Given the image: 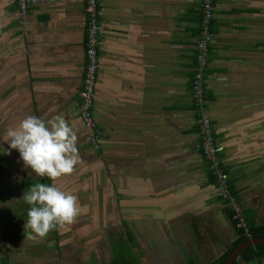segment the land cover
<instances>
[{"label":"crops","instance_id":"obj_1","mask_svg":"<svg viewBox=\"0 0 264 264\" xmlns=\"http://www.w3.org/2000/svg\"><path fill=\"white\" fill-rule=\"evenodd\" d=\"M202 1L99 0L103 30L98 35L93 116L101 134L96 149L80 113L91 20L88 0H41L25 16L19 0H0V222L3 212L6 218L14 213L12 205L29 206L23 195L41 179L74 194L81 206L84 186L77 182L78 164L88 157L106 173L107 181L97 188L105 185L111 197L108 210L123 197L129 211L153 222H161L163 215L178 218V213L185 214L178 221L189 222L200 209L204 217L211 200L203 198L196 175L200 166L206 167L207 176L210 169L201 151L202 116L211 120L220 159L240 204L250 200L245 193L249 190H243L248 178L257 177L255 184L264 185V0L213 1V41L200 111L192 86ZM27 115L45 120L62 116L69 123L77 135L72 173L54 179L37 176L24 166L16 149L4 152L9 148L8 130ZM208 184L215 188L209 177ZM216 193L212 202L218 201L232 224L229 209ZM90 210L80 207L72 222H79L83 212L91 217ZM243 210L250 225H264L258 203ZM132 211L126 220L136 222ZM93 224L83 222L68 233L75 237ZM4 237L14 242L0 229V240ZM224 250L206 263L190 255L188 263L208 264ZM3 253L0 264L2 258H12ZM237 259L244 263L240 256ZM250 264H264V257Z\"/></svg>","mask_w":264,"mask_h":264},{"label":"rangeland","instance_id":"obj_2","mask_svg":"<svg viewBox=\"0 0 264 264\" xmlns=\"http://www.w3.org/2000/svg\"><path fill=\"white\" fill-rule=\"evenodd\" d=\"M98 165L97 161L88 157L82 160L81 164H78L79 169L77 168L80 171L77 173V182L84 186L81 193L83 204L81 206L78 204V207L84 212L93 209L94 211L90 210L88 214H92L91 217L95 222L83 212L77 218V220L81 219L79 222L59 225L43 237L36 235L34 237V234L29 235L30 229L25 226L30 205H21L22 203L12 205L14 213L12 212V216L8 215L7 218L3 212L0 229L6 237L12 235L14 242L11 243L5 237L0 240V254L3 251V254L6 253L4 248L6 247L9 254L5 255L12 257L10 264H122L117 262L119 260L117 256H123L125 254L123 250H128L130 256L129 260H124V264H141L140 261L142 264H189L190 255H196L202 259V263H206L208 259L212 260L213 257L218 256L225 249L227 242L236 237L234 227L223 216L218 201L212 202L211 198L215 196L218 188L216 185L214 188L213 185L208 184L206 167L200 166L196 173L199 176V186L204 188H202L203 198H206V201L211 200L203 212L204 217L200 209L197 214H191L189 222L178 221L185 215L181 213H178L182 215L180 217L176 215L178 218L163 215L161 222H153L149 220L151 217L138 218L139 213L131 210V218L133 214L138 218L133 222L126 220V215L131 211L128 210V202H125L123 197L119 204L113 201L115 203L113 210L107 209L111 197L106 194L103 183L104 187L98 189L103 180L107 181L105 171L102 168L97 170ZM102 167H105V164ZM256 179L257 177L248 178L245 182L247 187L243 190H249L245 193L250 200L242 202L241 206L243 208L251 203H258L260 220L264 221V185L257 186ZM64 183L68 185V181L64 180ZM197 191L200 192L198 189ZM91 201L93 203L88 206L87 203L90 204ZM95 201L98 202V206L94 208ZM150 206L153 208L154 205ZM193 219H196V222H192ZM83 222L94 223L92 229L79 231L75 237L68 233H72L75 225L78 226ZM247 222H251L249 217ZM129 230L133 233L134 244L128 242L126 232ZM115 243L119 245L116 246ZM128 245L132 246L133 254L127 249ZM113 253L116 261L112 260Z\"/></svg>","mask_w":264,"mask_h":264},{"label":"clouds","instance_id":"obj_3","mask_svg":"<svg viewBox=\"0 0 264 264\" xmlns=\"http://www.w3.org/2000/svg\"><path fill=\"white\" fill-rule=\"evenodd\" d=\"M6 141L9 148L4 152L16 149L24 166L37 176L54 179L70 174L77 163V135L62 116L45 120L27 115L8 130ZM23 197L30 205L25 221L29 235L43 237L57 226L71 223L79 212L77 197L54 183H36Z\"/></svg>","mask_w":264,"mask_h":264},{"label":"built area","instance_id":"obj_4","mask_svg":"<svg viewBox=\"0 0 264 264\" xmlns=\"http://www.w3.org/2000/svg\"><path fill=\"white\" fill-rule=\"evenodd\" d=\"M40 1L41 0H19L22 15L25 16L28 10ZM213 1L214 0L202 1L201 10L203 11L204 17L200 34L196 39V57L198 66L196 67L195 78L193 81V96L196 106L199 107L200 111H204L206 94L205 70L208 67L209 45L213 41L210 30V24L214 14ZM86 5V13L91 20L88 28L89 37L86 42L87 65L83 87L80 91V113L85 128L91 131L89 135L90 143L97 149L100 145L99 141L101 132L99 131L96 120L93 116V108L97 73L100 67V61L97 54V46L99 44L98 35L102 32L103 27L98 17L99 0H88ZM199 124L202 136L201 151L209 161L210 169L216 177L215 185L218 188L217 194L225 205L235 212L234 218L240 221V225L246 226L247 224L242 213L243 208L230 189L229 176L222 166L223 162L219 156L220 148L213 135L211 120L206 116H202L199 120ZM246 231H248L247 228Z\"/></svg>","mask_w":264,"mask_h":264},{"label":"trees","instance_id":"obj_5","mask_svg":"<svg viewBox=\"0 0 264 264\" xmlns=\"http://www.w3.org/2000/svg\"><path fill=\"white\" fill-rule=\"evenodd\" d=\"M203 17H204V14L202 13L201 19H203ZM212 32H213V30H211V33ZM199 34H200V31H199ZM199 34H198V36H199ZM212 38H213V34H212ZM209 52H210V45H209L208 53ZM196 54H197V50H196ZM197 66H198V62H197V57H196V67ZM195 72H196V70H195ZM194 78H195V75H194ZM193 81H194V79H193ZM192 88H193V86H192ZM193 98H194V96H193ZM194 102H195V100H194ZM203 156L205 157L204 154H203ZM222 166L224 167V165H222ZM224 170L226 171V173L229 176V172H228V170L225 167H224ZM208 177H209L210 183L214 182L216 184V177L213 175L211 169H208ZM49 182H50L49 179H41V180L36 181V183H45V184H48ZM229 183H230V189L232 190L234 195L237 197V200L239 201L237 192L235 191L234 186L232 185L230 179H229ZM227 208L229 209L228 210L229 218L232 221V225L235 228L236 233H237L236 239L234 240V242H232L230 245L227 246V248L224 250V252L219 257H217L215 260L209 262L208 264H224L227 261V259L231 256L233 251L240 244H242L243 242H245L249 238H264V225L263 226H252L248 222H246V224H247L246 226L240 225V221H238L237 219L234 218V213L235 212L232 211L229 207H227ZM242 213H243V216L245 218V221H247L245 211L242 210ZM246 228L248 229V231H246ZM128 238L130 240L129 243L134 244L133 243L134 236L129 231H128ZM129 243H127V244H129ZM114 245L117 246L119 244L115 243ZM114 249H116V248H114ZM127 249H129L130 252L133 254L131 245L130 246L128 245ZM123 252L125 253L123 256L122 255H118L117 256L119 258V260H117V262H121L122 264H124V260H129V257H130L128 255L129 254L128 250L127 251L123 250ZM261 257H264V243L256 244V245H253V246H249L245 250H243V252L240 255V258H242L243 261H244L243 264H250L252 259L261 258ZM114 261H116V256H114ZM191 263L192 264H197L196 261H194V260ZM1 264H10V258L9 257L2 258L1 259ZM232 264H240V263H239V261L237 259Z\"/></svg>","mask_w":264,"mask_h":264},{"label":"water","instance_id":"obj_6","mask_svg":"<svg viewBox=\"0 0 264 264\" xmlns=\"http://www.w3.org/2000/svg\"><path fill=\"white\" fill-rule=\"evenodd\" d=\"M259 243H264V238H249L242 244H240L227 259L224 264H232L241 255L242 251L249 246H253Z\"/></svg>","mask_w":264,"mask_h":264}]
</instances>
